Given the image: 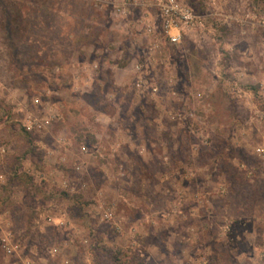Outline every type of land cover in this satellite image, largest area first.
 I'll use <instances>...</instances> for the list:
<instances>
[{"label":"rangeland","instance_id":"1","mask_svg":"<svg viewBox=\"0 0 264 264\" xmlns=\"http://www.w3.org/2000/svg\"><path fill=\"white\" fill-rule=\"evenodd\" d=\"M183 1L0 0V264H264V0Z\"/></svg>","mask_w":264,"mask_h":264},{"label":"built area","instance_id":"2","mask_svg":"<svg viewBox=\"0 0 264 264\" xmlns=\"http://www.w3.org/2000/svg\"><path fill=\"white\" fill-rule=\"evenodd\" d=\"M99 4H108L112 7V14L116 17L127 18L130 15V5L132 0H94ZM160 25L157 30L153 24H146V32L156 35V45L159 47L164 43L171 45H179L185 36L194 32L200 25L203 24V18L200 16L193 5L183 0H158ZM264 24V21H263ZM157 30V31H156ZM152 48V46H151ZM144 63L136 61L134 64V71L136 72V87L142 91L152 92L156 94L158 87L149 85L147 75L144 70ZM148 84V86H147ZM147 86V87H146ZM187 117H195L194 111H189ZM173 119H179L180 113L175 112ZM49 120L46 118L39 126L47 125ZM6 146L0 145V157L6 152ZM44 179V178H43ZM109 217V214L106 215ZM10 236L2 235L0 237V244L6 252H11Z\"/></svg>","mask_w":264,"mask_h":264},{"label":"crops","instance_id":"3","mask_svg":"<svg viewBox=\"0 0 264 264\" xmlns=\"http://www.w3.org/2000/svg\"><path fill=\"white\" fill-rule=\"evenodd\" d=\"M257 39H259V38H257ZM232 50H235L233 48V46L231 44H227L226 47H225L226 61H227V58H229V56H231V53L234 52ZM261 51L264 52L263 46L254 45V46H251L248 49H244V50L239 51V55H240L239 58L242 61H244L245 63H250V64L252 63V66H254V60L256 61V58H257V56H259ZM263 58H264V56H263ZM248 60H250L251 62H248ZM240 73L241 72H239L237 74L239 78H241V75H242V73H241V75H240Z\"/></svg>","mask_w":264,"mask_h":264}]
</instances>
